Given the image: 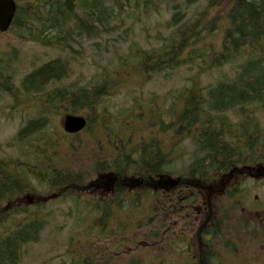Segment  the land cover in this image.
Wrapping results in <instances>:
<instances>
[{
    "label": "trees",
    "instance_id": "16d2710c",
    "mask_svg": "<svg viewBox=\"0 0 264 264\" xmlns=\"http://www.w3.org/2000/svg\"><path fill=\"white\" fill-rule=\"evenodd\" d=\"M132 1L136 0H17L14 25L19 26L25 40L73 57L84 49L83 44L114 35L121 23L118 19L130 13ZM186 1L193 5L203 0ZM218 6L219 0H209V11L190 19L174 6L169 21L173 36L160 47L138 49L131 55L135 72L148 79L174 73L184 64L203 66L200 74L228 67L234 70V76L207 87L194 84L186 88L178 94L175 108L162 109L168 123L161 113L152 118L154 124L146 120L150 128L158 130L157 137L138 144L125 138L117 150L112 141L119 131L114 132L110 126L116 128L121 116H112L103 104L121 85L119 71L65 87L62 84L75 70L72 61L61 56L34 68L15 86L14 67L0 60V95L7 94L13 102L22 100L25 110L34 113L16 135L21 148L40 132V138L48 135L55 116L86 110L93 115L89 134L93 133L94 141L109 138L113 154L111 158L88 159V170H77L82 164L76 161L55 163L42 149L38 152L43 159L35 155H30L31 159L0 157V264L22 261L25 248L38 243L49 224L51 202L64 199L87 211L82 224H93L91 216L100 215L102 232L112 223L128 232L133 227L155 225L159 229L146 235V240L153 241L162 237L157 231L163 232L176 220L194 230L190 238L179 239L185 244L179 249L183 257L180 264L223 262L214 250L215 242L223 241L227 251L231 242L225 233L248 229L247 220L231 216L239 208L255 212L242 204V186L251 179H264V0H232L223 22L220 16L208 19L210 10ZM224 22L217 50L213 43L204 41ZM128 67L129 63L124 66ZM31 101L33 105H29ZM57 135L62 137L61 133ZM53 136L55 133L50 132L47 137L57 145ZM186 140H191L194 150L186 169L177 172L170 167L171 157ZM75 147L70 144L71 150ZM101 171L118 179L110 193L93 179ZM136 180L143 181L140 188L134 184ZM143 205L151 214L142 212ZM187 207L193 209L187 212ZM198 208L203 211L199 213ZM191 211V219L198 217L194 225L191 219H182ZM251 224L255 228L256 223ZM127 264L145 263L133 258Z\"/></svg>",
    "mask_w": 264,
    "mask_h": 264
},
{
    "label": "rangeland",
    "instance_id": "374dc122",
    "mask_svg": "<svg viewBox=\"0 0 264 264\" xmlns=\"http://www.w3.org/2000/svg\"><path fill=\"white\" fill-rule=\"evenodd\" d=\"M231 4L232 0H219V6L210 10L208 19L214 16L216 19L220 16L221 19L218 18L223 22L224 13ZM174 6L186 12L190 19L209 11V0L193 5H187L186 0H146L145 7L143 0L132 1L130 13L118 19L121 23L114 35L104 37L101 35V39L83 44L84 49L73 57L25 40L26 37L22 36L23 32L15 25L9 32L0 33V60H6L14 67L15 86L19 85L21 78L34 68L61 56L71 60L75 70L72 78L62 84L65 87H69L72 82L86 84L102 73L119 71L117 79H120L121 85L115 89L113 96L104 99L103 104L109 114L121 116L116 122L119 128L110 126L114 128V132L119 131L115 137L112 135L111 140L114 137L112 144L116 150L125 138H129L132 144H138L151 137H157L158 130L150 128L146 120H149L148 124H154L152 118L158 117V113H161L163 120L166 119L167 116L162 109L165 106L166 109L175 108L178 94L186 88H191L194 84L197 88L207 87L235 74L234 70L228 67L200 74L198 71L204 67H195L197 64H184L174 73L169 75L164 73L153 79L135 72L132 52L160 47L173 36V28L169 27V21L174 13ZM224 24L225 22L219 31L204 41L206 44L213 43L217 50L220 49L223 39ZM95 42H98V45L95 46ZM127 63L130 68H124ZM23 105L22 100L13 102L7 94L0 95V157L23 159L22 156L30 158V155H35L43 159L38 152L42 149L55 163L66 165L76 161L82 164L77 170H88V159L112 157L109 138L94 141L93 133L89 134L90 129L81 133L79 138L65 139L62 129L64 115L55 116L50 129V132L55 133L53 137L57 145L49 141L50 137L47 136L50 132L47 133L48 135L45 133L43 138L38 136L40 132L27 146L21 145L23 147L21 148L16 135L29 117H34V113L26 111ZM29 105H33V102L31 101ZM152 112L156 113L151 116ZM79 113L87 115L88 119L93 117L86 110ZM165 122L168 123L169 120L166 119ZM58 133H61L63 138L58 136ZM71 143L76 145L73 150L70 149ZM193 150L191 140H186L180 147L175 148L172 157L170 156L172 170L183 172L189 164ZM99 174L107 173L101 171L93 175V179L96 180ZM33 184L35 185L34 182ZM242 189L243 193L240 197L242 204L255 212L239 208L238 212L231 216L233 219L247 220L248 225L245 224V227L248 229L245 232L228 230L225 233L226 238L231 242L227 251L222 247L223 241L215 242L214 250L219 254L218 259L223 260L219 264H264V179L248 180ZM86 199L81 198V201ZM144 205L141 207L142 212L151 214ZM49 208L51 213L49 224L40 236L39 242L31 243L25 248L19 264H127L133 258H139L145 264H180L183 257L179 254V249L185 247V244L180 243L179 239L190 238L194 232L185 224L172 220L163 232L157 231L162 237L152 241L146 240V235L159 229L155 225L143 229L133 227L128 232L120 231L116 228V224L112 223L109 224L108 230L102 232V217L98 214L92 215L91 218L95 223L88 221L87 225L82 224L87 220V211L77 207L72 200L52 201ZM198 211L200 213L203 210L198 208ZM88 212L96 213L92 210ZM251 222L256 223L259 230L256 229V225L253 228ZM115 251L120 253L116 255Z\"/></svg>",
    "mask_w": 264,
    "mask_h": 264
},
{
    "label": "water",
    "instance_id": "95a60500",
    "mask_svg": "<svg viewBox=\"0 0 264 264\" xmlns=\"http://www.w3.org/2000/svg\"><path fill=\"white\" fill-rule=\"evenodd\" d=\"M17 5L14 0H0V31L7 32L13 22ZM87 121L79 116H67L63 127L68 134H77L84 130Z\"/></svg>",
    "mask_w": 264,
    "mask_h": 264
},
{
    "label": "flooded vegetation",
    "instance_id": "af4514ba",
    "mask_svg": "<svg viewBox=\"0 0 264 264\" xmlns=\"http://www.w3.org/2000/svg\"><path fill=\"white\" fill-rule=\"evenodd\" d=\"M105 179H106V181H105ZM142 183H143V181H141V180H136L134 184H135L137 187H140V186L142 185ZM113 184H114V183H113V180L111 179L110 176H105V177H104V176H101V178H100V183H99L98 185H99V187L103 188L105 192L110 193V192H112V191L110 190V187H111ZM132 186H133V184H130V187H132ZM133 188H135V187L133 186L131 189H133ZM185 199L189 200L188 197H186ZM190 209H193V207H187L185 210H187V212H188V211H190ZM181 210L185 211L183 208H182ZM194 210H195V209H194ZM196 210H198V209H196ZM191 215H192V211H191V214L189 213L188 215L183 216L182 219L190 220V219H191ZM197 218H198V217H196V218L194 219V217H192V219H191V225H194V223H192V222H193L194 220L197 221Z\"/></svg>",
    "mask_w": 264,
    "mask_h": 264
}]
</instances>
